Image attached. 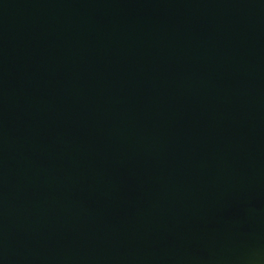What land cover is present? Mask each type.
Instances as JSON below:
<instances>
[{
  "label": "water",
  "instance_id": "95a60500",
  "mask_svg": "<svg viewBox=\"0 0 264 264\" xmlns=\"http://www.w3.org/2000/svg\"><path fill=\"white\" fill-rule=\"evenodd\" d=\"M0 264H264V0H0Z\"/></svg>",
  "mask_w": 264,
  "mask_h": 264
}]
</instances>
